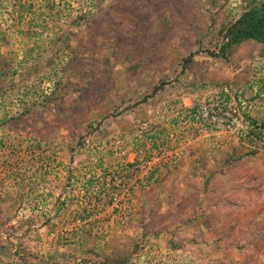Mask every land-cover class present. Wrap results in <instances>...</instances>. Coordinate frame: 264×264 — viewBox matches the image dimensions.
<instances>
[{
	"label": "rangeland",
	"instance_id": "obj_1",
	"mask_svg": "<svg viewBox=\"0 0 264 264\" xmlns=\"http://www.w3.org/2000/svg\"><path fill=\"white\" fill-rule=\"evenodd\" d=\"M153 1L120 0L116 16L109 0H0L9 88L0 117L31 108L23 125H0V264H264V145L245 156L240 137L244 112L264 118V90L250 85L264 66L253 43L217 57L221 26L244 0H162L163 30ZM144 31L160 44L144 49ZM62 35L71 49L56 54ZM116 41L135 48L133 62L114 54ZM153 48L141 71L126 70ZM39 62L47 66L29 77ZM54 70L71 90L48 105L63 93ZM238 89L253 104L241 105ZM222 91L234 120L219 111ZM211 104L213 116L192 118L189 108ZM214 239L245 247L218 250Z\"/></svg>",
	"mask_w": 264,
	"mask_h": 264
},
{
	"label": "trees",
	"instance_id": "obj_2",
	"mask_svg": "<svg viewBox=\"0 0 264 264\" xmlns=\"http://www.w3.org/2000/svg\"><path fill=\"white\" fill-rule=\"evenodd\" d=\"M101 1V0H99ZM109 2H111L112 7H115L113 10L116 13V16H119V14H121V9H120V0H109ZM157 5L164 7V3L162 2V0H154L151 3V7L153 8V11L156 12V17L159 19L160 22V27H162L163 29H166L168 27V24L165 22L164 16L161 13H158V9H156ZM244 6L241 13L239 14V16L233 20H228L225 21L220 29V36H221V42H220V48L219 51L217 53V57H223L225 59H229L231 56H233V54L238 51L241 47L249 45V44H257L259 46V51H258V57L259 60H261L262 66H264V0H244ZM149 13L152 12L150 9L147 10ZM133 17V16H131ZM82 20H84L85 22H88V18L89 14H82L80 17ZM139 16H135L133 19L130 18V16L128 17L129 20V26H130V30L131 32H135L134 30H137L138 32L136 33H141L143 28L141 26V19H139ZM131 20H133V22H130ZM185 24V22H184ZM144 39H143V43L142 45L144 46V49L146 48H151V41L153 40L156 44H160V35L157 33H154L152 36L150 35V32H146L144 31ZM72 36H66V35H62L59 36L58 38L55 39V46L56 49L54 50L55 53L61 51L64 47H66L67 50L71 49V45H70V40H71ZM2 39H5V37H2ZM117 39V38H116ZM115 55L117 56H121V54H117L119 53L118 49L120 50H126V53H124V55L126 57H128V59L133 62V59L130 57L134 58V50L135 48H130L131 46H128L126 42H118L116 41L115 44ZM73 51V48H72ZM151 53L145 57L144 61L138 60L137 63L132 64L131 66H128L126 68V70L128 72H139L141 71L144 66H146L148 60H150V58H154V57H158L157 55V51L156 49H150ZM56 53V54H57ZM1 53H0V97L1 98H6V93L8 91V82L5 80V78H7V74H8V70L6 69L5 63L3 58H1ZM212 55L216 56L215 53H213ZM147 57L149 58L148 60ZM192 57L187 58V61H191ZM55 61V57L52 56L50 62V66L53 64V62ZM109 64H111V60L107 59L106 60ZM68 68L72 67L71 62H68L67 64ZM47 65L43 64L41 62L36 63L34 66L31 67L32 71H30L29 77L34 76L35 74H39L41 72L42 69H44ZM65 69V74H67V70ZM257 69H260L257 67ZM59 70H54V72L52 73V76L54 79L55 77L57 78L55 80V87L56 90H59V88L61 89V91L63 92L61 95H56L57 91H52L48 96H46V99L44 101V104L49 103L48 105H50V103H53L54 101H56L57 99L64 97L65 95H67L69 93L70 89V80L69 77L65 74H62L61 72H58ZM80 78L82 77L83 79L86 78H90L92 77L91 70H84V69H80L78 71ZM62 76V77H61ZM254 78L252 80H250L251 84L250 85H255L257 84L258 87L256 89V95L260 96L261 93L264 90V78L262 76H260L259 80H255L256 76H253ZM92 83V79L87 80V86L85 87V89L82 91L84 92L86 90V88ZM253 85V87H254ZM260 86V87H259ZM239 89L235 92V96L236 98H238L239 100V96L240 93ZM244 95V94H243ZM221 97H225L226 100H230V96L229 94H227L226 92L222 91L221 93ZM246 98V99H245ZM243 100L244 102H248L247 105H250L252 102V100H248L247 96H243ZM240 101V100H239ZM240 104L242 105L241 101ZM253 104V103H252ZM199 108H201L200 106L195 105L193 108H189V112L191 113V116L193 119L196 118V114L198 113ZM31 108L28 107V105L26 106L24 112L20 113L17 116H8V112L5 111L6 113H4V115L2 117H0V125L7 123L10 127H12V125H14L15 123H19L21 125H23L25 123L26 117L29 115V112ZM237 114V112H236ZM244 116L245 119L248 123V128L246 130H244L241 133V138L243 139V141H246L247 143L251 144V149L247 150V152L245 153V156H253L256 155L258 153V147L260 145H264V118H254L252 117L248 112H244ZM237 159H241V157L237 158ZM130 165L133 166V163L131 162ZM209 184H210V180L207 179L204 182V189L205 191H207V189L209 188ZM153 212V210H152ZM191 223V222H189ZM196 239H191L190 241H195ZM210 243V242H209ZM214 244L216 249L218 250H223L225 248L228 247H236L239 250H243L244 249V245L240 244L239 242H230L228 244H226L225 242L221 243V240H215L214 239ZM183 243H179L176 242L174 240H170V247L172 249H181L183 247ZM126 257V256H123ZM122 258V257H121ZM218 263L216 264H228L227 262V258H219L217 259ZM129 260L128 258H123V259H116L113 260L108 257L106 259V261H103L104 264H124L127 263Z\"/></svg>",
	"mask_w": 264,
	"mask_h": 264
},
{
	"label": "built area",
	"instance_id": "obj_3",
	"mask_svg": "<svg viewBox=\"0 0 264 264\" xmlns=\"http://www.w3.org/2000/svg\"><path fill=\"white\" fill-rule=\"evenodd\" d=\"M231 99V98H230ZM239 100L241 101V103L242 104H246L245 102H244V100H243V97L240 95L239 96ZM231 101V100H230ZM219 102H221V105L222 106H220V109H219V111H220V113H222V117H227L228 115H230V117L234 120L235 118H237V117H233L234 116V113H236V112H232V110L230 111V109H231V105H230V103H229V100H226V98L225 97H223V99L222 100H219ZM210 107H212V104L210 105V106H207V105H204V106H202L201 108H199V110H198V113L196 114V118L197 119H200V118H202L203 117V115H210V116H213L212 114V110H211V108ZM215 107H217V106H215ZM201 109V110H200ZM207 109H210V111H211V113L209 114V112L207 111ZM218 109V108H217ZM202 112V113H201ZM222 123H225V121L226 120H224V119H222V120H220ZM245 123H247V121H245ZM247 128H248V123H247V126H246Z\"/></svg>",
	"mask_w": 264,
	"mask_h": 264
}]
</instances>
